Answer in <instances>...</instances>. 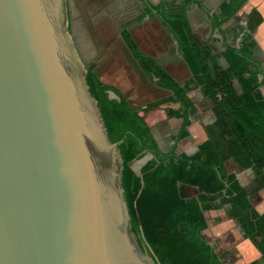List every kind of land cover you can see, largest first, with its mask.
I'll use <instances>...</instances> for the list:
<instances>
[{
    "label": "water",
    "instance_id": "1",
    "mask_svg": "<svg viewBox=\"0 0 264 264\" xmlns=\"http://www.w3.org/2000/svg\"><path fill=\"white\" fill-rule=\"evenodd\" d=\"M85 74L65 0H0V264H153Z\"/></svg>",
    "mask_w": 264,
    "mask_h": 264
},
{
    "label": "trees",
    "instance_id": "2",
    "mask_svg": "<svg viewBox=\"0 0 264 264\" xmlns=\"http://www.w3.org/2000/svg\"><path fill=\"white\" fill-rule=\"evenodd\" d=\"M191 1L187 0L186 4ZM246 1L224 0L211 15V27L217 28L229 20ZM184 8L185 4H147L145 13L158 17L171 32L190 70L191 78L187 80L175 81L153 59L139 53L128 36L124 37L143 73L156 78V85L170 91L172 101L179 106L165 112L168 117L181 119L169 151L158 149L138 109L132 108L123 97L109 98L108 91L114 94L115 91L103 85L91 67L85 69V82L108 138L118 143L120 186L130 230L153 264H227L229 255H219L204 234L205 212L223 209L264 260V213L253 209L248 192L225 165L231 160L243 170L252 169L264 186V97L259 90L264 86V69L252 59L250 35L261 17L254 10L250 12L248 33L237 46H228L221 54L227 63L222 69L207 49L199 47V37L191 30ZM193 88H199L203 98L212 102L214 121L205 126L207 139L198 146L197 152L187 156L176 154L175 149L176 144L187 137L190 117L196 111L187 96ZM165 102L167 100L149 103L142 110H151ZM146 154H150L151 159L138 175L131 164Z\"/></svg>",
    "mask_w": 264,
    "mask_h": 264
},
{
    "label": "rangeland",
    "instance_id": "3",
    "mask_svg": "<svg viewBox=\"0 0 264 264\" xmlns=\"http://www.w3.org/2000/svg\"><path fill=\"white\" fill-rule=\"evenodd\" d=\"M65 8L67 32L84 69L91 67L100 82L117 86L123 90L125 99L132 108L160 97L169 100L158 107L159 112L150 113L148 115L151 116L150 118L147 117V112L144 114L147 122L151 120L156 123L157 120L153 132L162 141V151L169 149L171 137L178 129L180 120L167 118L162 112L166 107L177 108L178 105L172 101V96L167 97L168 93L158 92L153 87V81L149 80L150 78L147 79L137 73L120 38V31L127 30L133 42L144 53L171 65L173 55L161 52L167 42L159 33L158 22L144 17L143 6L139 0H65ZM183 77H185L184 74H182ZM234 84L238 89L236 82ZM188 95L196 104V114L192 120L202 131L204 128L202 126H207L212 121L209 113L210 101L205 104L197 103L200 95L196 90ZM147 155L143 156L144 159H138L131 164V169L136 174L139 175V167L149 158ZM226 169L229 172L234 171L235 165L228 160ZM257 186L263 189L261 191L255 189ZM246 190L251 196L253 209L258 212L263 211L259 205V202L264 200V186L260 185V178L257 177L254 182H250ZM221 214L220 211H215L209 218L207 217L212 226L204 232L208 239L218 235L216 224L221 218H225ZM142 244L146 248L143 240ZM145 254L148 256L147 253ZM225 255L229 253L226 252ZM229 259H227V264H232Z\"/></svg>",
    "mask_w": 264,
    "mask_h": 264
},
{
    "label": "crops",
    "instance_id": "4",
    "mask_svg": "<svg viewBox=\"0 0 264 264\" xmlns=\"http://www.w3.org/2000/svg\"><path fill=\"white\" fill-rule=\"evenodd\" d=\"M187 0H139L141 5L143 6V11L145 13V7L147 4L150 5H158V4H167L171 6H182L185 4L184 8V13L185 17L188 21V24L191 28V30L199 37V47L201 49H207L210 54L214 57L215 63L218 67L224 69L227 67V63L224 60V58L221 56L222 52L225 50L226 47L228 46H237L238 43L240 42L242 36L245 33H248L247 29V24H248V15L252 10L256 11L260 17H261V22L259 25L253 30L250 35L251 39L253 42V47H252V59L256 64H259L262 69H264V0H247L240 8L239 10L227 21H225L223 24H221L217 28H212L211 27V15L214 13L216 8L224 1V0H193L189 3L186 4ZM201 5V6H200ZM144 17H147L152 20H156L160 26L159 28V33L160 35L166 40L167 45L165 47H162V51L164 54H169L171 53L172 56V62L173 64H166L165 62H160V60L155 57V56H149L146 53H144L132 40L131 36L129 33H127V30L122 29L120 31V38L122 40V43L124 44L128 54H129V59L131 60V63L135 67L137 73L140 76H144L147 79L153 81V87L158 90V92H166L168 93L167 97L170 95L172 96V93L166 89H162L156 85L157 79L154 77H149L146 74L143 73L139 62L133 57L130 48L128 47L127 43L125 42L124 37L128 36L133 44L135 45L137 51L139 53H142L151 59H153L157 65L167 72L175 81L177 82H182L184 80H187L191 78V73L190 70L182 58V56L178 52L177 48V42L172 36L171 32L164 27L161 24V21L159 20L158 17H149L144 14ZM182 74L185 75V77L182 78ZM262 76L259 74L258 75V80L259 82L261 81ZM102 83V82H101ZM103 85H106L110 87L112 90L115 91H108V96H114L118 100L119 97L125 98V95L123 94L124 91L118 88L117 86L114 85H109L106 83H102ZM237 84V83H236ZM238 86V85H237ZM138 87V86H137ZM197 91L198 94L200 95V98L197 99V103H203L205 104L207 101H210L208 99L203 98L200 89L199 88H193L192 91ZM239 90V89H238ZM260 92L262 96L264 97V86L260 87ZM190 91V92H192ZM189 92V93H190ZM188 93V94H189ZM187 94L188 98L189 95ZM173 98V97H172ZM190 99V98H189ZM161 100H167V99H162L156 98L155 100L143 103L139 106L136 107V109L139 110V116L143 118L145 123L150 129L151 135L158 147V149L161 152H167L169 151L172 146L174 145V138L178 133V129L181 124V119L179 123V127L176 130L175 134L171 137V145L170 148L167 149L166 151H162V141L156 134L153 132L155 126L157 125V120L156 123L152 122L151 120L147 122V119L145 118L144 114L147 112V117L150 113L153 111H158V107H160L162 104L157 105L155 108L148 110V111H143L142 109L149 103L161 101ZM191 100V99H190ZM169 101V100H167ZM192 101V100H191ZM193 102V101H192ZM194 103V102H193ZM195 109H196V104L194 103ZM179 107V106H178ZM177 107V108H178ZM211 107H212V102L210 101V106H209V113L210 116L212 117L211 123L214 121V116L211 112ZM170 107H166L163 109V114L167 118H175V117H168L166 115V109ZM177 108H170V109H177ZM161 113V114H162ZM196 114V111H195ZM190 117V125L187 127V132L188 135L187 137L183 138L176 144V149L175 153L180 154L183 153L187 156H191L194 153L197 152L198 146L203 143L207 139V134L205 131V126L201 130L198 129L196 126L195 122L192 120V117ZM178 119V118H176ZM210 123V124H211ZM149 158L141 164L139 167V172L142 166L149 160L151 159V155L148 154ZM144 159V157L141 158V160ZM228 162V161H227ZM225 163V165L227 164ZM230 162H232L230 160ZM235 165V170L231 171L229 173L234 174L237 182L239 185L246 190V186L250 184V182H254L257 179V176L253 172L252 169H246L243 170L241 169L237 164ZM257 183V182H256ZM259 186H257L255 189H259ZM263 188L259 189L261 191ZM247 191V190H246ZM258 191V190H257ZM249 194V192H248ZM254 197V196H253ZM249 201L251 203V196L249 194ZM260 207L262 208L263 211L258 212L259 214L264 213V200L259 202ZM215 211H220L225 218L217 222L216 224V230H218V235L216 237H213L211 239H208L209 244L215 247L216 252L219 255H224L226 252L229 253V257L231 260L232 264H250L255 262L256 264H264V260L262 259L261 254L258 252V250L253 246L251 241L247 238L244 237L240 227L234 221L233 219H230L227 217L223 209H217V210H209L205 212V216L207 219V229L209 230L212 226L210 225V221L208 218L211 216V213ZM221 214V215H222ZM208 217V218H207Z\"/></svg>",
    "mask_w": 264,
    "mask_h": 264
}]
</instances>
